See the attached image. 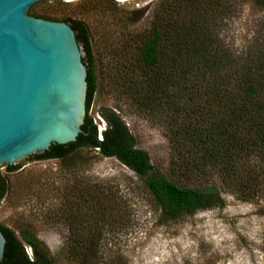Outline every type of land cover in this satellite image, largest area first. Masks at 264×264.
I'll return each instance as SVG.
<instances>
[{"label":"trees","instance_id":"obj_1","mask_svg":"<svg viewBox=\"0 0 264 264\" xmlns=\"http://www.w3.org/2000/svg\"><path fill=\"white\" fill-rule=\"evenodd\" d=\"M254 1L264 9V0ZM110 2L115 5V0ZM238 5L239 0H157L147 27L134 34L126 31L115 47L117 62L108 74L111 91L134 113L162 127L173 159L167 174L136 148L127 125L110 108L101 112L106 127L99 140L97 125L88 113L104 72L100 67L97 71L87 26L71 15L29 13L70 24L85 51L82 132L73 143L55 144L27 158L58 160L69 176L79 177L70 188L76 199L60 207L56 217L70 233L64 246L67 260L128 263L112 249L103 255L101 245L121 218V206L103 185L79 175L82 159L90 152L115 158L138 176L159 210L160 224L222 207L224 193L244 201L264 195V37L243 57L220 38L222 25L237 15ZM4 166L8 173L20 169L19 164ZM6 191L0 174V201ZM0 231L6 239L0 264H55L56 258L36 236L23 233L20 239L1 224Z\"/></svg>","mask_w":264,"mask_h":264},{"label":"rangeland","instance_id":"obj_2","mask_svg":"<svg viewBox=\"0 0 264 264\" xmlns=\"http://www.w3.org/2000/svg\"><path fill=\"white\" fill-rule=\"evenodd\" d=\"M156 5L157 0H115V5L110 0L55 1L35 4L30 13L71 15L87 26L97 71L100 67L104 72L89 116L95 124L106 127L101 112L105 108L116 111L133 135L136 148L145 151L151 165L167 174L173 159L162 127L117 100L108 81L121 36L145 29ZM237 8V15L222 25L220 38L243 57L264 37V9L254 0H239ZM96 153L82 159L79 175L116 195L122 215L104 237L103 255L112 249L127 264H264V195L244 201L224 193L222 207L160 224L159 210L138 176L117 159ZM0 174L7 187L0 202V224L20 239L23 233L36 236L56 258L55 264H75L64 255L69 230L56 217L60 207L76 199L70 188L79 177L69 176L58 160L34 161L15 173H8L3 166ZM26 252L31 255L28 247Z\"/></svg>","mask_w":264,"mask_h":264},{"label":"water","instance_id":"obj_3","mask_svg":"<svg viewBox=\"0 0 264 264\" xmlns=\"http://www.w3.org/2000/svg\"><path fill=\"white\" fill-rule=\"evenodd\" d=\"M55 1L73 0H0V168L38 161L27 158L82 132L83 46L70 24L29 14L33 5ZM5 243L0 231V263Z\"/></svg>","mask_w":264,"mask_h":264},{"label":"built area","instance_id":"obj_4","mask_svg":"<svg viewBox=\"0 0 264 264\" xmlns=\"http://www.w3.org/2000/svg\"><path fill=\"white\" fill-rule=\"evenodd\" d=\"M97 128H98L99 140H101V138H102V132L105 130V125L104 126L97 125Z\"/></svg>","mask_w":264,"mask_h":264},{"label":"bare ground","instance_id":"obj_5","mask_svg":"<svg viewBox=\"0 0 264 264\" xmlns=\"http://www.w3.org/2000/svg\"><path fill=\"white\" fill-rule=\"evenodd\" d=\"M121 1H126V0H121Z\"/></svg>","mask_w":264,"mask_h":264}]
</instances>
